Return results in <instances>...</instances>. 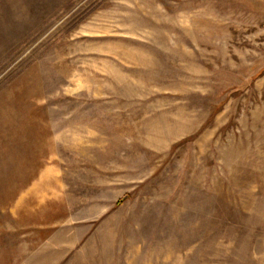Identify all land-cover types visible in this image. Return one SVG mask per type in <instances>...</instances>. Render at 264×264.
Instances as JSON below:
<instances>
[{"label":"rangeland","instance_id":"obj_1","mask_svg":"<svg viewBox=\"0 0 264 264\" xmlns=\"http://www.w3.org/2000/svg\"><path fill=\"white\" fill-rule=\"evenodd\" d=\"M0 264H264V0H0Z\"/></svg>","mask_w":264,"mask_h":264}]
</instances>
